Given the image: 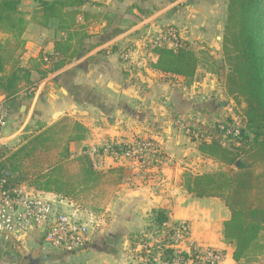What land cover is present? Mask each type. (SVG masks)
I'll list each match as a JSON object with an SVG mask.
<instances>
[{
	"label": "crops",
	"instance_id": "obj_1",
	"mask_svg": "<svg viewBox=\"0 0 264 264\" xmlns=\"http://www.w3.org/2000/svg\"><path fill=\"white\" fill-rule=\"evenodd\" d=\"M20 1L27 24L24 48L18 58L20 65L31 71L32 82L22 83L19 91L30 86L33 90L9 103L12 133L20 139L25 133L70 115L88 129L83 140L71 145L76 155L90 146L152 138L172 162L154 175L140 173L130 159L112 162V166L125 167L115 196L100 215L82 209L79 212L94 224L84 249L76 253L47 249L41 237L39 241L31 236L33 251L26 247L6 255L9 264H17L21 255L23 264H149L142 257L143 245L135 235L147 230L150 236L156 235L150 222L155 209L167 210L170 224L188 221L192 239L221 250L224 264H264V233L249 257L237 262L233 258L234 245L226 242L222 233L223 223L231 215L228 207L218 197H198L183 186L185 172H212L211 166L219 165L201 154L198 142L183 126H203L209 121L212 128L220 120L228 108L221 77L210 72L199 75L198 70L188 84L182 76L150 67L149 63L157 60L153 53L141 61L137 59L139 53L130 62L121 58L129 41L143 37L145 31L159 33L168 25L175 26L182 39L198 44V49H209L197 40L223 33L228 0H88L79 10L100 17L86 21L79 12L78 18L87 24L89 35L84 40V51L58 69L49 55L54 53L55 41L65 34L59 31V18L53 16L46 25L40 24V0ZM5 36L0 31V39Z\"/></svg>",
	"mask_w": 264,
	"mask_h": 264
},
{
	"label": "trees",
	"instance_id": "obj_2",
	"mask_svg": "<svg viewBox=\"0 0 264 264\" xmlns=\"http://www.w3.org/2000/svg\"><path fill=\"white\" fill-rule=\"evenodd\" d=\"M88 0H40V24L53 16L59 18V31L65 34L55 41L49 55L55 69L80 56L89 35L87 24L78 18L79 9ZM20 0H0V96L11 97L22 83L30 84L31 71L20 65L23 34L27 20ZM84 19L99 14L82 11ZM115 48V47H114ZM157 60L149 65L171 76H182L190 84L203 61L215 62L212 54L181 39L178 47L159 45L150 49ZM223 60L227 67L225 89L236 104H245L243 127L237 143L220 133L219 124L232 123L233 116H222L214 127L196 125L203 136L198 149L202 155L231 170L207 173L185 172L183 186L198 197H218L230 210L223 223V238L234 245L233 258L240 262L249 257L264 232V0H228L222 34ZM56 60V61H53ZM11 65V69L7 70ZM212 66V65H211ZM32 86H30L31 88ZM88 129L75 117L65 115L50 125L25 133L14 146H0V173L14 184L28 183L46 193H54L75 202L82 210L100 215L115 196L124 174V166L95 168L87 154H74L71 145L83 140ZM195 139V137H192ZM150 222L156 235L171 233L165 209L152 211ZM149 233V234H148ZM139 242L149 240L150 230L135 235ZM1 250V248H0Z\"/></svg>",
	"mask_w": 264,
	"mask_h": 264
},
{
	"label": "built area",
	"instance_id": "obj_3",
	"mask_svg": "<svg viewBox=\"0 0 264 264\" xmlns=\"http://www.w3.org/2000/svg\"><path fill=\"white\" fill-rule=\"evenodd\" d=\"M146 38V37H145ZM139 37L133 40V46L121 51V58L130 62L135 59L137 50L134 44L145 51L159 45L178 47L182 36L173 27H167L153 38ZM33 87L18 91L11 97L0 96V146L14 140L17 133L6 134L10 121V101L18 96L26 97ZM196 125L185 124L183 130L195 137L209 141L211 136H203ZM240 122H221L220 133L226 139L237 143L241 138ZM82 153L87 154L95 168H107L112 162L123 159L133 161L138 171L146 175L159 174L164 165L172 159L152 138L137 139L130 144L109 142L104 146H90ZM123 166V164H120ZM119 166V165H118ZM81 208L70 199L54 194L48 196L28 183L12 184L5 172L0 173V248L25 250L29 238L40 237L42 244L51 249L76 253L84 249L90 241L92 228L90 222L80 215ZM171 233H163L160 244L145 243L142 246L143 259L149 264H224V253L210 246L199 245L192 239V229L188 221L166 223Z\"/></svg>",
	"mask_w": 264,
	"mask_h": 264
},
{
	"label": "rangeland",
	"instance_id": "obj_4",
	"mask_svg": "<svg viewBox=\"0 0 264 264\" xmlns=\"http://www.w3.org/2000/svg\"><path fill=\"white\" fill-rule=\"evenodd\" d=\"M28 7H30V6L28 4H26V8H28ZM165 27L167 28V26H163L162 28H165ZM168 27H173L174 29L177 30V28H175V26H173V25H168ZM156 33L157 32L153 33V32H147V31H145V33H143V37L144 38L146 37V38L150 39V38H153ZM222 34L223 33H215V34H213L211 36L210 39H205V41H204V38L197 40L198 43L200 44V46L201 45H204L205 47L209 48V49H205V50H207L208 52L211 51L212 56H213V58L215 60V62L213 64H210V65H207L206 63H204L202 61L201 64H200V66H199V68H198V70L200 72L199 75H201V73L203 75H205V72H208V73L210 72L211 74L214 73V76L215 77H221V78H219V82L221 84L220 86L221 87L222 86L225 87V80H226L227 70H229L230 68L227 67L226 63L223 60ZM218 35L220 36V38H216ZM127 44L129 46H133V43L131 41H129ZM191 44H193L194 46H198V44H195V43H191ZM135 48L137 50V53H139L137 59H140V61H141L142 58L147 57L148 55L151 54L150 51H145V49H143V48L141 49L139 46L138 47H135ZM142 52H143V54H142ZM149 57H151V56H149ZM223 99H224V101H226V104L228 105V108H227L226 112L222 116L225 117L227 115H229V116L231 115V116L234 117L233 118L234 121L240 122L241 124H243V122H242V113H243V108H244L245 104L243 103V104H238L237 105L236 102L233 99L228 98L226 95H223ZM222 116L220 117V119H222ZM217 118L219 119V117H217ZM11 123H12V121H9V124L6 127V129H5V133L6 134H10L14 130L11 127V125H10ZM203 125L210 126L212 124L209 121H206V122H204ZM15 129H16V127H15ZM20 138H21V136H20ZM140 139H142V138H140ZM18 140H19V136L17 135L16 138L14 140H11L10 142H8L7 145L14 146V145H16L18 143ZM98 147H100V146H98ZM211 168L214 169L212 171V172H214V171H218V170H231V169H235L236 167H235V165L234 166H226L224 164L219 163V165L211 166ZM90 224H91V228H93L92 229V231H93L94 230V224L93 223H90ZM152 237H155L156 239L154 240ZM160 237L163 238V236H161V235H153L152 234L150 236L149 240L147 239L144 242L143 241L142 242L140 241V243L142 245H144L145 243H152V244H154L156 246V245L160 244V242H158V241H160ZM30 246L31 245L28 242L26 244V247H29L30 248ZM45 248L51 249L50 246H48V245H46ZM16 251H18V249H5V248L4 249H1L0 250V263H2V264H9L8 260H6L7 259L6 258L7 257L6 255H10V253H14ZM29 251H33L32 247L29 249ZM21 256L18 257L19 259L17 261V264H23V261L21 259ZM30 264H32V263H30ZM38 264H40V262Z\"/></svg>",
	"mask_w": 264,
	"mask_h": 264
},
{
	"label": "water",
	"instance_id": "obj_5",
	"mask_svg": "<svg viewBox=\"0 0 264 264\" xmlns=\"http://www.w3.org/2000/svg\"><path fill=\"white\" fill-rule=\"evenodd\" d=\"M231 69V67H229ZM240 164L239 161H237V163L235 164V167H237Z\"/></svg>",
	"mask_w": 264,
	"mask_h": 264
}]
</instances>
